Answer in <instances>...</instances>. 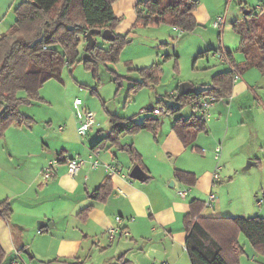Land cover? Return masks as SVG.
I'll use <instances>...</instances> for the list:
<instances>
[{
	"label": "crops",
	"instance_id": "1",
	"mask_svg": "<svg viewBox=\"0 0 264 264\" xmlns=\"http://www.w3.org/2000/svg\"><path fill=\"white\" fill-rule=\"evenodd\" d=\"M194 15L200 23H209L208 12L206 16L202 10L196 9ZM210 49L214 47L206 49L204 55L208 56ZM230 49L223 47L213 54L217 56ZM233 58L236 63H242L245 55L240 59L233 55ZM228 64L229 73L224 70L215 77V81L203 84L202 88L205 84L217 83L224 87L225 95L210 109L209 118L214 120L215 125L207 127L206 120V129L199 132L191 144H185L173 128L182 115L170 112L175 116H168V119L160 117L156 130L146 128L121 135L122 143L133 145L140 153V166L148 174L144 181L130 176L137 164L127 150L111 142L102 148H93L110 132L111 119L108 128L96 127L95 124L86 135L79 134L77 119L72 125H65V122L64 125L60 124L58 132L48 127L39 132L35 129L36 124L23 131L16 129V134L26 140V150H16L6 137L0 138L5 145V149L0 145L3 158L0 160V202L7 200L12 209L8 218L0 217V245L5 253L2 264H13L19 261L18 257L21 264H61L65 259L74 258H80L85 264H116L120 255H124L132 264H191L186 247L184 217L190 210L191 200L200 198L204 192L209 194L213 185L211 171L205 166L200 168L201 162L198 160L201 156L194 153L198 150L195 143L200 138L205 139L210 142L209 149L222 143L221 151L223 149V155H227L231 149L234 150L233 143L237 140L241 145L256 138L257 141L264 140V73L257 67L244 70L237 67V70L231 62ZM234 72L239 73L238 79L234 78ZM170 93L177 101L171 105H177L180 89L177 93ZM22 111L33 117L35 115V111H31L33 114L28 110ZM52 122L51 118L50 127ZM245 127L251 129V139L239 136ZM216 128L220 131H216ZM233 128H236L234 134L237 133V136L227 138ZM223 130L225 134H222ZM203 132L206 135H200ZM262 141L259 146L264 149ZM201 151L205 153L203 156L211 154V150L205 148H201ZM247 151V154L244 153L246 159L261 164L259 158L251 156V146ZM74 157H82L88 160V164L76 175H70L65 161ZM95 158L100 160V165L91 168L90 162ZM178 158L182 159L183 164H178ZM54 159L60 160V163L56 175L47 181L43 177V170ZM105 164H115L120 171L109 175ZM176 169L194 172L196 183L190 185L176 178ZM106 177L111 179V192L106 198L97 200L91 193ZM175 187L178 190H174ZM182 187H189L191 199H187L188 195H179ZM256 196L259 195L256 193ZM256 206H260V209L252 216H264V201ZM218 211L213 209V213L207 214L203 210L202 215H222ZM249 211V208H242L245 217H252L245 214ZM118 215L124 217V225L130 234L110 238L107 229L116 224ZM40 220L52 222L53 226L38 228ZM242 234H238L243 248L240 264H264V254L252 244L253 250L247 251V247L241 243ZM26 249L32 261L22 256ZM244 255H247V259H242Z\"/></svg>",
	"mask_w": 264,
	"mask_h": 264
},
{
	"label": "trees",
	"instance_id": "2",
	"mask_svg": "<svg viewBox=\"0 0 264 264\" xmlns=\"http://www.w3.org/2000/svg\"><path fill=\"white\" fill-rule=\"evenodd\" d=\"M116 0H23L16 7V21L11 28L0 35V138L11 125L31 126L35 119L24 113L20 105L32 98H41L40 88L49 79L62 77L67 62L84 61L87 67L99 62L116 61L121 49L122 35L115 31L119 22L113 3ZM199 0H139L136 5L137 21L148 25L169 22L174 27L189 31L198 25L194 15ZM94 28L111 29L115 40L109 48L96 46L88 50L91 59L80 58L79 46L84 35ZM234 30L240 35L239 50L245 60L236 63L233 52L227 51L228 61L234 69L257 67L264 73V9H252L243 18L233 22ZM98 42V37H97ZM202 51L198 54L203 56ZM143 80L136 81L132 89L151 85L161 79V64L154 63L139 69ZM238 70V69H237ZM235 71V70H234ZM97 74V70L95 69ZM25 91L27 96H20ZM214 95L218 99L225 95V89L217 83L205 84L201 90L188 95L178 94L179 103L168 106L170 113H178L185 104ZM161 101V100H159ZM152 109V108H150ZM112 128L93 148H102L107 142L127 150L140 165V153L131 144H124L123 134L136 133L142 129L156 130L158 117H146L139 122L134 117L112 114ZM174 130L185 144H191L199 132L206 129V120L194 114L179 117ZM175 177L194 185L197 176L192 171L176 169ZM111 192V179L106 177L91 196L97 200L106 198ZM205 201L193 198L190 210L184 217L187 230L186 247L191 264H240L243 248L238 234L243 233L260 253L264 254V216H204ZM12 209L7 200L0 202V217L8 218ZM44 229H41L43 231ZM5 253L0 245V264ZM54 261H51L53 263ZM61 264H85L80 258L65 259ZM116 264H132L120 255Z\"/></svg>",
	"mask_w": 264,
	"mask_h": 264
},
{
	"label": "rangeland",
	"instance_id": "3",
	"mask_svg": "<svg viewBox=\"0 0 264 264\" xmlns=\"http://www.w3.org/2000/svg\"><path fill=\"white\" fill-rule=\"evenodd\" d=\"M21 1L0 0V34L7 32L15 23V10ZM138 1L116 0L113 3L115 13L119 17L115 31L123 38L116 61L99 62L95 67H87L84 61H75L71 65L66 62L61 79H49L40 88L39 95L41 98H32L30 102H22L21 110H28L30 114H33L31 111H35L33 125L36 124L35 129L37 131L41 132L42 129L48 127L58 132L60 131V124L64 125L65 122V125H69V123L72 125L73 121L77 119L75 110L72 108L76 97L81 98L84 106L93 111L97 121L96 127L99 126L100 128L109 127L113 113L121 116H133L137 121H143L149 116L164 119L174 117L175 115L169 113L156 115L149 109L175 104L177 102L175 96L170 92L177 93L180 84L183 82H190L196 90H199L204 83L215 81V77L220 72L225 70L229 73L230 65L228 63L230 62H222L220 54L215 56L213 53L215 50L218 51L220 48L227 47L231 48L235 58L244 57V54L239 50L241 37L234 30L233 22L247 15V11L255 9V11L260 12L264 9V0H199L197 10H202L206 16L207 12L209 13L210 17L207 21L209 23L202 24L198 21V25L192 30L180 29L176 31L169 22L145 25L137 21L136 5ZM218 16L225 17V24L221 28L213 25ZM79 37L82 40L79 46L80 58H84L86 40L83 34ZM97 44L103 48L110 46L109 41L100 37H98ZM210 47H214V49L208 51V56L198 57L202 50ZM164 56L166 57L163 58ZM154 63L161 64V80L151 85H142L132 89L131 87L136 81L143 80L139 70L142 67L136 66L149 67ZM253 71L257 72V70ZM167 93L169 95H166ZM19 95L27 96V93L20 91ZM262 97L264 98V96ZM141 109H148V111L142 113ZM191 111V105L185 104L180 113L177 114L187 117ZM51 118L53 122L50 127ZM212 125H215L214 120L207 119V127ZM16 129L23 131L29 128L26 125L9 126L2 137H6L14 149L26 150V140L16 134ZM235 129H231L227 138L237 136V133L234 134ZM225 130L222 134H225ZM216 131H220L219 128H216ZM26 133L29 132L26 131ZM200 135H206V133L203 132ZM239 136L250 137L251 139V129L245 127ZM2 139H0V145H2V149H5ZM261 141H257L256 138L253 142L250 140V142L241 145L240 141L237 140L233 143L234 150L231 149L229 154L223 155L222 149L219 160L214 157L215 145L209 149L210 142L201 138L195 143V148L198 150H195L194 153L201 156L198 160L201 162L200 168L205 166L213 176L218 165H221L219 170L221 180L213 184L211 189L216 193L214 206L204 207L207 214L213 213V209H215V211L219 210L218 212L223 216H245L242 213L243 207L249 208L250 211L245 213L248 216L258 212L257 210L260 209V206H256L258 198H264V188H262V186L264 187V149L259 146ZM218 144L222 147V143ZM262 144L264 147V140ZM249 146H251L253 154L251 156L259 158L261 164L243 170L247 161L253 160L245 157ZM201 148L211 150V154L207 153L203 156L205 153L201 151ZM0 160H3L2 153H0ZM181 160L178 158V164H183ZM184 189H189V187L181 188V190ZM253 189H255L254 192ZM174 190L178 189L175 187ZM256 193L259 196H256ZM206 197L208 194L205 192L200 195L201 199ZM187 199H191V194L188 195ZM241 243L247 247V251L253 250L250 241L244 234L241 235ZM22 256L28 261L33 260L25 251L22 252ZM246 257L247 255H244L242 259H247ZM17 259L19 262L21 261L19 257Z\"/></svg>",
	"mask_w": 264,
	"mask_h": 264
},
{
	"label": "built area",
	"instance_id": "4",
	"mask_svg": "<svg viewBox=\"0 0 264 264\" xmlns=\"http://www.w3.org/2000/svg\"><path fill=\"white\" fill-rule=\"evenodd\" d=\"M148 0H144L146 2ZM225 24V17L224 16H218L215 20L213 25L215 27L221 28ZM175 29L180 30L178 27H175ZM85 40H87L86 33L84 34ZM220 57L224 60H228L226 52H221ZM240 77L239 73L234 72V78L238 79ZM219 99L214 96H208L205 98H200L199 100L191 103V113L198 116L201 119L207 120L210 115V109L211 107L218 101ZM73 108L75 110V115L78 121V132L80 135H86L89 130L92 128L93 125L96 124L95 115L92 110L86 108L83 106V101L81 98H75L73 101ZM154 112L156 115H163L167 114L169 112L167 106H160V107H154L152 109H149ZM148 111V109H141V112L144 113ZM220 152H221V145H217L215 147V158L216 160L220 159ZM68 173L70 175H76L83 167H85L88 164V160L82 158V157H74V158H68L66 161ZM60 163V160L54 159L47 163L46 167L43 170V177L45 180H50L53 176L56 175L57 172V166ZM91 168H97L100 165V160L98 158L92 159L90 162ZM105 169L108 172L109 175L117 174L120 171V167H118L115 164H105ZM221 165H218L217 171L212 176V183L216 184L221 180L220 177V170ZM190 189H184L179 190L178 193L182 197H185L188 195ZM123 192L122 190H120ZM216 199V193L213 191H210L208 194V197L205 201V206L212 207L214 206V201ZM264 201V198H260L257 201L258 205H261ZM116 224L110 226L107 229V232L110 236V238H114L118 234L121 236H129L130 232L128 231L127 227L124 225V217L121 215H118L116 217ZM13 264H21L19 261H14Z\"/></svg>",
	"mask_w": 264,
	"mask_h": 264
},
{
	"label": "water",
	"instance_id": "5",
	"mask_svg": "<svg viewBox=\"0 0 264 264\" xmlns=\"http://www.w3.org/2000/svg\"><path fill=\"white\" fill-rule=\"evenodd\" d=\"M248 13V11H247ZM87 40H86V45H85V53L83 55V57L85 59H91V55L88 52L89 49L94 48L97 44V37L102 38L105 41H109L112 42L115 40V34L114 32L109 29V28H105V29H100V28H94L89 30L87 33ZM180 93L182 95H188L190 93L194 92V88L192 87V84L190 82H183L180 84ZM257 162L254 160H248L246 165L243 167V170H248L250 169L252 166H256ZM130 176L132 178L144 181L147 179L148 174L146 173V171L144 169H142V167L140 165H135L130 173ZM174 184V183H173ZM45 226H53L52 222H46V221H38V228H42ZM26 253H29L28 249H26Z\"/></svg>",
	"mask_w": 264,
	"mask_h": 264
}]
</instances>
